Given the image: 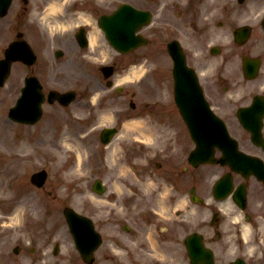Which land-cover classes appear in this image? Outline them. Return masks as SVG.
I'll return each instance as SVG.
<instances>
[{"label": "rangeland", "instance_id": "1", "mask_svg": "<svg viewBox=\"0 0 264 264\" xmlns=\"http://www.w3.org/2000/svg\"><path fill=\"white\" fill-rule=\"evenodd\" d=\"M1 125V124H0ZM4 126V125H3ZM4 131H5V133H6V130H5V126H4V128L3 127H0V138L1 137H5V134H4Z\"/></svg>", "mask_w": 264, "mask_h": 264}]
</instances>
